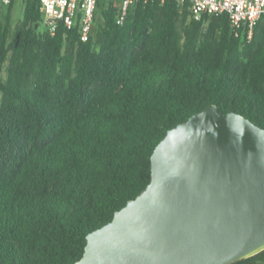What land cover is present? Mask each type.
<instances>
[{"label":"trees","instance_id":"16d2710c","mask_svg":"<svg viewBox=\"0 0 264 264\" xmlns=\"http://www.w3.org/2000/svg\"><path fill=\"white\" fill-rule=\"evenodd\" d=\"M4 4V3H3ZM0 7V264H73L87 234L151 180L167 131L217 105L264 128V16L253 39L190 2L113 0L80 38L78 20L39 30L40 0ZM5 73V76H4ZM229 264H264V249Z\"/></svg>","mask_w":264,"mask_h":264},{"label":"water","instance_id":"95a60500","mask_svg":"<svg viewBox=\"0 0 264 264\" xmlns=\"http://www.w3.org/2000/svg\"><path fill=\"white\" fill-rule=\"evenodd\" d=\"M73 264H229L264 249V128L217 105L170 128L151 180Z\"/></svg>","mask_w":264,"mask_h":264},{"label":"built area","instance_id":"2783aa9c","mask_svg":"<svg viewBox=\"0 0 264 264\" xmlns=\"http://www.w3.org/2000/svg\"><path fill=\"white\" fill-rule=\"evenodd\" d=\"M8 5L11 0H2ZM118 7L117 22L123 23L129 8L139 2L149 0H113ZM188 0H177L183 5ZM191 17L200 20L205 15L227 13L233 30L251 41L255 28L264 16V0H189ZM98 0H40L43 14L42 24L49 33L54 34L60 24L71 28L76 20L80 26L81 40H87L93 34Z\"/></svg>","mask_w":264,"mask_h":264},{"label":"rangeland","instance_id":"374dc122","mask_svg":"<svg viewBox=\"0 0 264 264\" xmlns=\"http://www.w3.org/2000/svg\"><path fill=\"white\" fill-rule=\"evenodd\" d=\"M108 1L109 0H102V2L104 4L107 3ZM3 6H4L3 1L0 0V7H3ZM23 13H24V0H14V5H13V8H12L10 37L13 36V33H14L16 27L18 26L19 22L23 19ZM101 21H102L101 9L97 8L95 24H94V27H93V34L96 33ZM39 30L40 31L44 30L43 24L39 25ZM4 76H5V73H4Z\"/></svg>","mask_w":264,"mask_h":264}]
</instances>
